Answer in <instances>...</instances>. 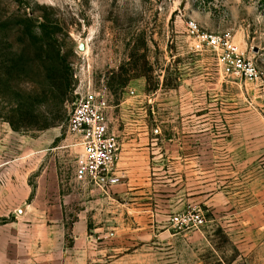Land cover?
<instances>
[{
	"label": "rangeland",
	"instance_id": "rangeland-1",
	"mask_svg": "<svg viewBox=\"0 0 264 264\" xmlns=\"http://www.w3.org/2000/svg\"><path fill=\"white\" fill-rule=\"evenodd\" d=\"M189 21L228 36L259 78L226 75L214 51L195 49ZM87 90L106 97L120 141L104 187L75 179L82 148L66 129ZM256 138L264 0H0V264H234L216 221L264 159ZM192 208L203 227L173 222ZM78 219L91 243L75 245ZM62 220L76 249L64 259Z\"/></svg>",
	"mask_w": 264,
	"mask_h": 264
},
{
	"label": "built area",
	"instance_id": "built-area-1",
	"mask_svg": "<svg viewBox=\"0 0 264 264\" xmlns=\"http://www.w3.org/2000/svg\"><path fill=\"white\" fill-rule=\"evenodd\" d=\"M187 28L195 49L214 51L226 75L250 82L259 78L258 66L228 36L201 31L194 21H189ZM108 107L103 94L87 90L74 101L69 113L67 133L82 148L75 171V179L81 183L104 187L117 160L119 140L108 124ZM173 222L195 230L203 227L205 217L199 209L192 208L174 217Z\"/></svg>",
	"mask_w": 264,
	"mask_h": 264
},
{
	"label": "crops",
	"instance_id": "crops-1",
	"mask_svg": "<svg viewBox=\"0 0 264 264\" xmlns=\"http://www.w3.org/2000/svg\"><path fill=\"white\" fill-rule=\"evenodd\" d=\"M257 82L255 84H257ZM112 131L117 135L114 130ZM117 137L119 140L118 135ZM256 140H259V143L264 145V138H256ZM118 155L119 154H117V156ZM259 160V164L255 161V166L251 170L246 173H240L239 175L243 179L241 188L238 187L239 195L237 198H239L238 200L240 203L231 206V218L225 221H216V224L222 225L228 238L232 240L234 248L238 250L239 256L237 259L233 260L234 264H255L253 261L257 258V254L259 255L261 253V257L264 259V159ZM40 191L39 188L36 190L37 195H39ZM57 191L58 193H56V195H58V197H64V194L60 193L61 190L59 188ZM50 195L51 194H49V196ZM202 198L205 199L201 200L206 201V197ZM59 202V205L63 206V201L61 199H59ZM55 205L57 206V201ZM209 223L210 222L206 223L205 228L211 224ZM85 225L83 219H78L72 224V232H75V235L72 236L75 245L80 242L81 244L92 242L90 234L86 237L79 236L82 229H87V225ZM59 226L62 229L63 236L57 256L58 258L64 259L69 257L70 253L76 252V249H73V246H67L65 243L64 233L66 221H60ZM78 228L81 230L79 231ZM200 233L201 237L199 238L202 240V244H206V242L209 244V238L203 236L202 231ZM202 264L206 263L202 262ZM223 264L227 263L223 260Z\"/></svg>",
	"mask_w": 264,
	"mask_h": 264
}]
</instances>
